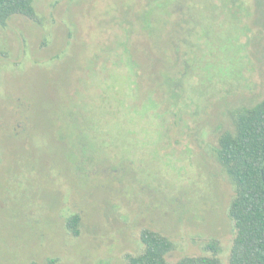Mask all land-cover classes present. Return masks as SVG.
Segmentation results:
<instances>
[{
    "label": "rangeland",
    "instance_id": "374dc122",
    "mask_svg": "<svg viewBox=\"0 0 264 264\" xmlns=\"http://www.w3.org/2000/svg\"><path fill=\"white\" fill-rule=\"evenodd\" d=\"M150 1L35 0L38 21L0 22V264H129L143 227L174 240L170 262L228 264L235 185L216 148L264 98V0H179L181 24L135 30L117 57V23ZM178 52L192 68L175 103L159 84Z\"/></svg>",
    "mask_w": 264,
    "mask_h": 264
},
{
    "label": "trees",
    "instance_id": "16d2710c",
    "mask_svg": "<svg viewBox=\"0 0 264 264\" xmlns=\"http://www.w3.org/2000/svg\"><path fill=\"white\" fill-rule=\"evenodd\" d=\"M34 2L35 0H0V22L6 24L7 20L17 15L38 21ZM181 11L179 0H151L145 14L141 18L137 16L133 25L128 26L127 22L124 25L117 23V57L125 54L127 49H134L137 39L135 30L141 32V39L146 40L145 33L162 39V30L173 28L178 19L181 24ZM183 23L185 24V20ZM182 43L187 45L185 40ZM173 47L176 53L178 46L174 44ZM177 54L180 55L175 59L172 71L159 84L161 88L167 85L170 89L169 96L175 103L183 99L185 77L192 68L187 62L191 53ZM126 55L132 56V51ZM164 98L165 96L162 100ZM216 151L221 165L235 185V196L229 208L230 217L235 224V237L228 264H264V98L256 105L244 107L233 114L232 126L222 130L218 136ZM81 154L82 159L75 161L78 172L91 159L88 152ZM80 224L81 215L73 214L66 225L74 236H78ZM139 235L143 249L139 253L127 254L129 264H224L217 254L186 255L176 262H170L168 258L175 248V242L169 235L153 227H143ZM210 248L217 251L216 245H211Z\"/></svg>",
    "mask_w": 264,
    "mask_h": 264
}]
</instances>
